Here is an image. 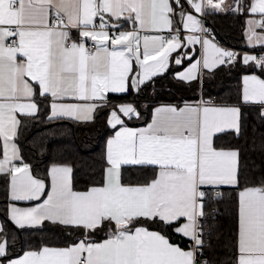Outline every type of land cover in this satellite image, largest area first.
I'll return each mask as SVG.
<instances>
[{
    "label": "snow or ice",
    "instance_id": "snow-or-ice-1",
    "mask_svg": "<svg viewBox=\"0 0 264 264\" xmlns=\"http://www.w3.org/2000/svg\"><path fill=\"white\" fill-rule=\"evenodd\" d=\"M259 127L264 0H0V264H264Z\"/></svg>",
    "mask_w": 264,
    "mask_h": 264
},
{
    "label": "trees",
    "instance_id": "trees-1",
    "mask_svg": "<svg viewBox=\"0 0 264 264\" xmlns=\"http://www.w3.org/2000/svg\"><path fill=\"white\" fill-rule=\"evenodd\" d=\"M207 26L214 30L216 39L226 47H240V28L239 21L231 16H217L209 17L207 19ZM234 73L228 74L226 69H220L216 72L214 78L205 82V89L208 93L213 95L225 92L234 83ZM157 89L159 93V100L157 102H165L173 99V96L178 100L181 95L187 97L192 93L183 88H176L171 81L170 73L163 79L157 82ZM255 121L254 116L252 117ZM64 127H58L57 131L63 133V140L68 145V151L71 154L75 149L81 145H97L98 138L102 134L103 129L99 125L80 124L74 125L71 122H64ZM37 132L43 134L42 127L34 128L29 135H35ZM257 133H264V127L257 128ZM99 150V149H98ZM257 163L260 162L259 156H253ZM35 162V161H34ZM43 167V165H41ZM3 197L0 195V200ZM223 224L227 228L230 224V219L225 214Z\"/></svg>",
    "mask_w": 264,
    "mask_h": 264
},
{
    "label": "crops",
    "instance_id": "crops-1",
    "mask_svg": "<svg viewBox=\"0 0 264 264\" xmlns=\"http://www.w3.org/2000/svg\"><path fill=\"white\" fill-rule=\"evenodd\" d=\"M198 47V46H197Z\"/></svg>",
    "mask_w": 264,
    "mask_h": 264
}]
</instances>
